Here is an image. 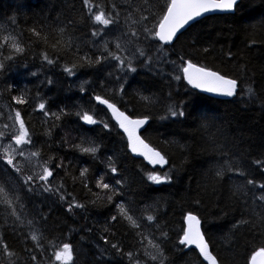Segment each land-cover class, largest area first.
<instances>
[{
    "label": "trees",
    "instance_id": "trees-1",
    "mask_svg": "<svg viewBox=\"0 0 264 264\" xmlns=\"http://www.w3.org/2000/svg\"><path fill=\"white\" fill-rule=\"evenodd\" d=\"M169 3L0 0V188L10 191L15 209L4 213L3 206L11 204L0 197L5 235L0 264H18L25 257L17 238L6 236V225L19 232L21 227L24 243L37 241L38 251L42 245L51 248L44 262L35 264H160L161 259L163 264H203L196 252L179 244L189 213L200 220L217 264H250L264 248V199L258 195L264 194L259 187L264 185V0H240L233 14L205 17L165 46L154 32ZM100 13L114 23L96 22ZM94 30L102 32L93 35ZM109 52L121 59L135 56L137 70L119 67ZM97 57L105 58L97 63ZM185 61L236 79L234 97L203 96L183 78L175 79L183 77ZM95 96L131 118H148L142 138L168 160L160 172L170 182L147 180L157 170L129 154L124 136ZM13 97L25 103L16 104ZM40 103L45 110H39ZM170 109L184 116L172 117ZM16 110L31 144L18 145L24 155H8L9 165L4 146L19 132ZM84 112L109 127L85 124L78 115ZM94 146L95 154L82 151ZM45 167L53 171L48 182L38 179ZM101 176L109 189L97 187ZM48 185L50 190L43 191ZM118 203L138 226L119 212ZM64 243L71 246L70 261L54 257Z\"/></svg>",
    "mask_w": 264,
    "mask_h": 264
},
{
    "label": "snow or ice",
    "instance_id": "snow-or-ice-1",
    "mask_svg": "<svg viewBox=\"0 0 264 264\" xmlns=\"http://www.w3.org/2000/svg\"><path fill=\"white\" fill-rule=\"evenodd\" d=\"M84 4L87 5L89 0H83ZM239 0H171L170 4L167 6L166 14L163 15L162 20L159 23L158 30L154 32L155 38L158 40V42L162 43L163 45H169L173 42V40L177 37V33L180 32L181 29H184L186 25H189L190 22L194 21L196 18L201 17L205 13H209L212 11H234L236 6L238 5ZM96 22H99L100 24L104 26H108L114 21L110 18H105L103 13H100L98 15H95L94 17ZM102 30H94L93 35H97V32ZM132 36H137L138 34L133 31ZM130 42V41H129ZM121 45L119 43L116 44V48H120ZM159 47V45H157ZM16 51L20 52L23 51L22 48L16 47ZM105 51H107V45L105 44ZM140 56H144L145 53L143 50H140ZM109 56L113 57L114 59L119 61V67L123 68L124 70L131 72H135L137 69L132 63V59H135L136 57L133 56L132 59H128L125 57L124 59H121L120 56L114 55L113 53L109 52ZM102 58L105 57H97L96 62L99 63ZM47 63L51 64L53 63V60L48 59ZM183 59V58H181ZM125 60H127V64H125ZM186 66L182 68L183 77L176 76L175 79L180 80L183 78L186 80L187 84H189L192 88L199 89L203 92L207 93H215L220 96L224 97H232L237 92V86L238 81L236 79H229L225 76L219 74L216 71H212L209 69H206L204 67H198L196 64L192 63L191 61H185ZM3 65L0 64V68H2ZM67 71L71 74V69H67ZM119 78V77H118ZM124 89V84L121 83L119 86V91L122 93ZM248 92L251 93L252 89L249 88ZM144 100H150L151 98L148 96H142L141 97ZM13 100L16 104H22L25 103V101L18 97H13ZM95 100L101 104L105 105L107 109L110 110L112 116L115 118L116 122L118 123L119 127L124 131V133L127 134V140H128V146L132 153L143 156L149 164L156 166L159 165L160 167H164L168 164V160L165 158L164 155L161 154L160 151H157L155 148L150 147L149 144L145 143L143 139H141V136L138 134L139 129L146 125L148 123V118L144 117L142 119H132L129 115H126L124 111H121L117 105L113 102H110L106 98H102L101 96H95ZM39 110H45L46 105L45 103L39 104ZM16 120L19 122V132L14 137V143L15 145H25V144H31V140L29 138V133L25 127L24 121L21 119V113L19 110H16L15 112ZM45 115H49V113L45 112ZM80 115V119L88 125H95L98 122L103 123V126L105 128H108L109 125L107 123H104L102 121H98V119L94 118L93 114H89L88 112H84ZM170 115L172 117H176L177 115L183 117L184 112L180 110L177 112L176 110L170 109ZM57 119L59 117L57 116ZM2 135V134H0ZM83 152L85 153H92L95 154L98 151L97 147H89V148H83ZM37 153L33 152L32 155H36ZM19 155L23 156L24 151L21 150L19 152ZM7 163L11 165L12 159H8ZM61 165H57V167H60ZM111 171L113 174L116 173L117 169L114 166H110ZM231 171V169H229ZM43 175H39L38 179L39 181L48 182L49 178L53 176V171L50 170L48 167H45L43 169ZM237 175H243V173L240 170H236ZM81 175H84V172H81ZM218 176L223 175V170L217 172ZM147 180L154 183V184H161L165 182H170L171 177L167 174H160V173H149L147 175ZM33 181V177L30 175L27 177L26 183L29 184V191L32 190L31 182ZM117 184H120L121 181L117 180ZM248 184H253V181L249 179L247 181ZM50 185L43 188V191L50 190ZM97 187H102L104 189H109L110 184L103 182V177H100V182L97 184ZM259 187H264V185H259ZM114 191L119 194L118 190ZM10 195L9 190H5L4 188H0V197L3 198L4 201H7L9 204H11V201L8 200V197ZM260 199H264V194H258ZM109 200L112 199L111 196L108 197ZM75 207H82L83 205H74ZM118 210L122 215H125L128 220L132 221L134 226L136 225L135 221L132 219L131 216H127V213L125 212L124 205L122 203H118ZM70 210V209H69ZM17 219H19V216H17ZM113 220L116 219L115 216L112 217ZM148 221H153L154 217L152 215H149L147 217ZM186 222H187V228L183 230L182 237L179 239L180 245L185 246H195L196 249L199 250V253L203 257L205 261L208 262V264H216V258L212 255V253L209 251L208 243L205 241L204 235L201 231L200 227V220L197 218V216L189 213L186 216ZM33 240L37 239V236L34 234L32 236ZM112 247L117 248V245L113 244ZM154 247L159 249V244H155ZM119 251V249L117 248ZM128 257L132 258V253H127ZM161 257L163 256L162 253H160ZM61 254L56 255V259L60 260ZM63 258L66 260L72 259V250L69 243L63 244ZM153 260L157 259L156 255L152 256ZM33 260H35V256H33ZM136 264H139V261L136 262ZM160 264H163V259H161ZM250 264H264V248H261L260 250L256 251L252 256L250 260Z\"/></svg>",
    "mask_w": 264,
    "mask_h": 264
},
{
    "label": "rangeland",
    "instance_id": "rangeland-1",
    "mask_svg": "<svg viewBox=\"0 0 264 264\" xmlns=\"http://www.w3.org/2000/svg\"><path fill=\"white\" fill-rule=\"evenodd\" d=\"M13 125L15 126L14 122H13ZM13 137H15V136H13ZM17 148H18V145H15L14 141L8 142L5 145V147H4L6 158L10 159L9 156H18L19 155V151H18ZM27 159H28V163H33V161H34L32 159H29L28 154H27ZM150 169L152 171H154V170L156 171L157 170L156 173H160L161 174V172H160L161 169H159V168H154V169L150 168ZM180 180H181V177L178 178V181H180ZM179 186H180V184H179ZM242 206L251 207L250 205H248V204H246L244 202L242 203ZM3 209H5L4 213L15 214V209L13 207V204L9 205L8 207L3 206ZM184 227H185V225H184ZM20 230L21 231L19 232V231L15 230V229H11V228L9 229L8 225H6V236H9L10 240H14V237H16L19 249L21 250V253L23 255H25L24 258L17 259L16 263H18V264H27V263L30 264L32 262V264H35V260H39L41 262H44V258L47 255L50 254L51 248L49 246L42 245L43 246V251L40 252L37 249H35L34 246H33V242H34V244L36 246H38L37 245V241H32L30 238L28 239L29 243H24L25 240H24V238L21 235V232H22L21 227H20ZM4 236L5 235H3L2 231L0 230V249L2 247V240H3ZM183 246L186 247L185 245H183ZM187 247L190 248V246H187ZM192 251L196 252V250L193 249V248H192ZM58 253L61 254V257H63V246L59 247V250L54 253V257L55 258H56V255ZM8 255L10 256V253ZM14 255H15V253H14ZM197 255H198V253H197ZM33 256H35V260H33ZM198 257H199V255H198Z\"/></svg>",
    "mask_w": 264,
    "mask_h": 264
},
{
    "label": "water",
    "instance_id": "water-1",
    "mask_svg": "<svg viewBox=\"0 0 264 264\" xmlns=\"http://www.w3.org/2000/svg\"><path fill=\"white\" fill-rule=\"evenodd\" d=\"M170 2H171V0H170ZM239 2H240V0H239ZM169 4H170V3H169ZM238 4H239V3H238ZM230 13H232V11H212V12H209V13H205V14L202 15L201 17H198V18H196L194 21L190 22L189 25H186L184 29H181L180 32L177 33V37H178V35H180V34H181V33H182V32H183L188 26H190L191 24H193L194 22H196V21H198V20H200V19H203V18L208 17V16H213V15H223V14H230ZM157 30H158V28H157ZM177 37H176V38H177ZM176 38L173 40V42L176 40ZM173 42H172L171 44H169V45H172ZM161 44H162V43H161ZM191 88H192V87H191ZM193 89H195V88H193ZM195 90H197V89H195ZM197 91H198L200 94L204 95V96L211 97V98H216V99H222V100H230L231 98L234 97V96H232V97H224V96L217 95V94H215V93L207 94V93L201 92V91H199V90H197ZM100 105H101V104H100ZM101 106L104 108V110L106 111V113L108 114V116L110 117V119L112 120V122L116 125L118 131L124 136V138H125V140H126V143H127V149H128L129 154H130L133 158H136V159L142 160V161H143L148 167H150V168H152V169H154V168L163 169L164 167H160L159 165L153 166V165L149 164L148 161H147L143 156H140V155H137V154H134V153L131 152V150H130V148H129V146H128L127 134L124 133V131L119 127V125H118V123L116 122L115 118L112 116L110 110L107 109V107H106L105 105H101ZM126 115H127V114H126ZM130 118H131V117H130ZM132 119H134V118H132ZM138 119H140V118H138ZM146 126H147V124L144 125L143 127H141V128L139 129L138 134L141 136V139H143V138H142V132L146 129ZM145 143H146V142H145ZM185 223H186V219H185ZM186 247H187V246H186ZM187 248H188V247H187ZM188 249H192V247H190V248H188ZM193 249H194V248H193ZM209 251H210V250H209ZM196 252L198 253V255H199L201 261H202L204 264H208V262L205 261V260L203 259V257H202L201 254L199 253V251L196 250Z\"/></svg>",
    "mask_w": 264,
    "mask_h": 264
},
{
    "label": "bare ground",
    "instance_id": "bare-ground-1",
    "mask_svg": "<svg viewBox=\"0 0 264 264\" xmlns=\"http://www.w3.org/2000/svg\"><path fill=\"white\" fill-rule=\"evenodd\" d=\"M197 90H199V89H197ZM199 91H201V90H199ZM201 92H203V91H201ZM204 93H207V92H204ZM207 94H210V93H207ZM186 219V218H185ZM187 228V222L185 223V229ZM190 247H192V248H194L195 250H197V251H199L198 249H196L195 248V246L193 245V246H190Z\"/></svg>",
    "mask_w": 264,
    "mask_h": 264
}]
</instances>
